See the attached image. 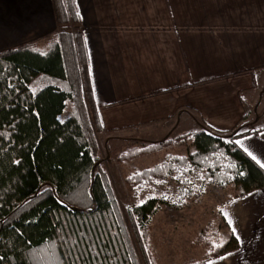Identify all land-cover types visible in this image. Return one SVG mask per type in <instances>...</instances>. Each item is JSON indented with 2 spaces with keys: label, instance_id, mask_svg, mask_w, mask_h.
<instances>
[{
  "label": "trees",
  "instance_id": "16d2710c",
  "mask_svg": "<svg viewBox=\"0 0 264 264\" xmlns=\"http://www.w3.org/2000/svg\"><path fill=\"white\" fill-rule=\"evenodd\" d=\"M51 2L58 30L45 52L32 44L0 52V264H153L148 223L158 200L148 195L131 207L127 228L107 175L95 170L94 135L103 127L74 0ZM39 78L46 82L34 86ZM68 102L75 112L61 119ZM257 132L195 130L192 152L168 156L127 181L145 191L203 172L208 183L248 195L264 188V169L236 140ZM85 185L79 203L76 192ZM191 194L182 191L177 201ZM238 248L230 231L201 264Z\"/></svg>",
  "mask_w": 264,
  "mask_h": 264
},
{
  "label": "crops",
  "instance_id": "0c3cea01",
  "mask_svg": "<svg viewBox=\"0 0 264 264\" xmlns=\"http://www.w3.org/2000/svg\"><path fill=\"white\" fill-rule=\"evenodd\" d=\"M74 4L104 130H258L236 142L264 169V125L250 110L264 93V0ZM36 20L55 21L51 0H0V51ZM220 211L239 248L206 264H264V188Z\"/></svg>",
  "mask_w": 264,
  "mask_h": 264
},
{
  "label": "rangeland",
  "instance_id": "374dc122",
  "mask_svg": "<svg viewBox=\"0 0 264 264\" xmlns=\"http://www.w3.org/2000/svg\"><path fill=\"white\" fill-rule=\"evenodd\" d=\"M22 23L19 43H23L17 47L32 44L45 52L58 30L57 22L36 20ZM44 82V78H39L34 86ZM250 110L255 116L252 125H264V93ZM72 112H75L73 102H68L61 119ZM234 129L238 131V128ZM192 132L181 133L179 128H123L103 129L94 135L95 170L101 169L107 175L116 207L127 228V211L131 207L144 202L148 195L158 200V208L148 223L147 251L153 264H201L215 252L216 246L225 244L231 231L220 208L240 193L233 185L219 187L210 184L203 172L198 176L191 173L182 175L181 179H166L163 184L157 181V184H149L145 191L127 181L129 175L162 163L168 156L192 152ZM86 190L85 185L76 192L79 203H84L87 198ZM187 190L192 192L191 196L185 197L182 203L177 201L182 191ZM139 261L142 264L140 258Z\"/></svg>",
  "mask_w": 264,
  "mask_h": 264
},
{
  "label": "snow or ice",
  "instance_id": "6c2138e0",
  "mask_svg": "<svg viewBox=\"0 0 264 264\" xmlns=\"http://www.w3.org/2000/svg\"><path fill=\"white\" fill-rule=\"evenodd\" d=\"M77 15H79L78 13H77ZM251 154V153H250ZM233 231H235V230H233Z\"/></svg>",
  "mask_w": 264,
  "mask_h": 264
}]
</instances>
